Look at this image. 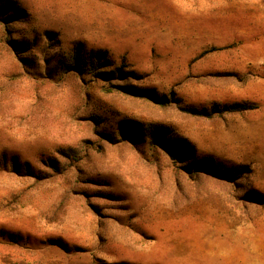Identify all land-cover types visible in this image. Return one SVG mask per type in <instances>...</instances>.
I'll return each instance as SVG.
<instances>
[{"label": "rangeland", "instance_id": "obj_1", "mask_svg": "<svg viewBox=\"0 0 264 264\" xmlns=\"http://www.w3.org/2000/svg\"><path fill=\"white\" fill-rule=\"evenodd\" d=\"M260 52L264 0H0V264H264Z\"/></svg>", "mask_w": 264, "mask_h": 264}, {"label": "trees", "instance_id": "obj_2", "mask_svg": "<svg viewBox=\"0 0 264 264\" xmlns=\"http://www.w3.org/2000/svg\"><path fill=\"white\" fill-rule=\"evenodd\" d=\"M78 50H75L77 52ZM73 64L76 68L83 70L86 68L88 70H98L102 69L99 73L103 75L105 79L111 78H123L124 76L130 73H135L132 70H123L120 66H115L113 60L106 54L104 51H89L87 55L81 53L79 50L77 53L71 54ZM114 65V66H113ZM126 75V76H127ZM125 76V77H126ZM120 88L124 89L126 92L130 93L134 96L144 97L148 100H152L155 102H160L162 104L170 103L169 97L159 98L154 93L148 90H139L134 87H124L120 86ZM256 105L252 102H235V103H226V104H215L213 109V113H221L222 111L226 112H242L248 110L250 108H254ZM207 114V113H206ZM162 128L160 126L150 127L148 133L150 135L151 140L156 142L157 144H164L163 136L161 131ZM175 155V154H174ZM207 163H203V166H206Z\"/></svg>", "mask_w": 264, "mask_h": 264}, {"label": "crops", "instance_id": "obj_3", "mask_svg": "<svg viewBox=\"0 0 264 264\" xmlns=\"http://www.w3.org/2000/svg\"><path fill=\"white\" fill-rule=\"evenodd\" d=\"M247 57L249 58L248 62H252L253 64H255L257 66L258 69L263 70L262 76H264V52L257 53L256 55H249ZM249 65H248V67H249ZM262 79L263 78H260V80H262ZM260 80H259V82H260Z\"/></svg>", "mask_w": 264, "mask_h": 264}]
</instances>
